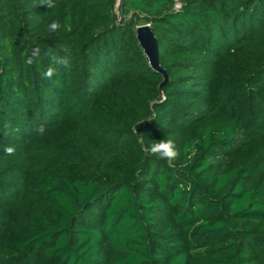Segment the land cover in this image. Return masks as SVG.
<instances>
[{"label": "trees", "instance_id": "16d2710c", "mask_svg": "<svg viewBox=\"0 0 264 264\" xmlns=\"http://www.w3.org/2000/svg\"><path fill=\"white\" fill-rule=\"evenodd\" d=\"M115 1L0 0V264H264V0Z\"/></svg>", "mask_w": 264, "mask_h": 264}, {"label": "clouds", "instance_id": "9594fccd", "mask_svg": "<svg viewBox=\"0 0 264 264\" xmlns=\"http://www.w3.org/2000/svg\"><path fill=\"white\" fill-rule=\"evenodd\" d=\"M47 8L51 9L54 8L55 2L54 0H46L45 5ZM61 27L60 23L57 21H53L50 25H48V28L50 31L55 32L59 30ZM53 62L58 64H63L64 61L62 59L57 60L56 57H53ZM54 69L49 68L48 71L45 73V75L50 78L53 75ZM37 133L40 135H43L46 131L44 125H40L36 129ZM148 152L150 155L157 156L160 159L163 160H174L177 156V150L176 145L172 139H162L155 143H153L149 148ZM5 153L7 155H13L15 153V148L13 146H7L5 147Z\"/></svg>", "mask_w": 264, "mask_h": 264}, {"label": "water", "instance_id": "95a60500", "mask_svg": "<svg viewBox=\"0 0 264 264\" xmlns=\"http://www.w3.org/2000/svg\"><path fill=\"white\" fill-rule=\"evenodd\" d=\"M119 0L115 1V7ZM136 38L139 45L143 49L144 54L148 58L149 65L156 71L161 72L164 76V81L167 79L166 72L159 64V53L157 39L152 31L150 23L140 24L136 27Z\"/></svg>", "mask_w": 264, "mask_h": 264}]
</instances>
